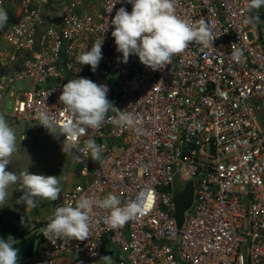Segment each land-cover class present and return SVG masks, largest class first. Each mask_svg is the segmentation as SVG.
I'll return each mask as SVG.
<instances>
[{
	"label": "built area",
	"instance_id": "1",
	"mask_svg": "<svg viewBox=\"0 0 264 264\" xmlns=\"http://www.w3.org/2000/svg\"><path fill=\"white\" fill-rule=\"evenodd\" d=\"M49 3L21 0L19 17L1 30L4 51L23 57L0 78V105L8 95L15 122L45 129L37 111L62 115L63 85L85 77L106 84L114 106L139 119L136 127L106 120L80 138L81 147L89 137L104 146L101 160L77 153L80 163L69 153L83 182L61 191L50 216L82 195L102 199L109 193L123 203L143 193L146 211L109 230L102 221L106 210L94 208L86 240L54 244L43 236L48 218L32 257L19 264H106L102 256L111 257L108 264H264V7L253 29L244 22L256 14L247 11L248 0H175L180 18L204 20L215 39L208 47L190 44L165 69L152 71L136 55L123 63L116 51L111 19L120 7L131 12L127 0L88 7L77 0L56 27L44 24ZM99 36L103 59L93 72L76 57ZM15 82H28L29 90L12 92ZM188 182L193 198L178 228L173 198Z\"/></svg>",
	"mask_w": 264,
	"mask_h": 264
},
{
	"label": "clouds",
	"instance_id": "2",
	"mask_svg": "<svg viewBox=\"0 0 264 264\" xmlns=\"http://www.w3.org/2000/svg\"><path fill=\"white\" fill-rule=\"evenodd\" d=\"M127 3L132 5L131 12L120 7L110 25L114 28L111 35L116 51L122 54L123 63H127L131 55H136L152 71L163 70L171 64L173 56L184 53L190 44L204 47L213 44V27L204 20L190 23L180 18L176 13L175 0H127ZM262 7L264 0H248L247 11L252 13L255 10L256 14L248 16L244 22L253 29L261 23L259 10ZM8 20L7 10L0 6V30L6 27ZM103 43L104 37L99 36L90 50L86 47L77 55V64L88 65L95 72L103 59ZM233 56L240 59L242 51L236 49ZM108 92L106 84H97L85 77L69 79L59 96V103L63 105L62 115L39 110L36 118L54 138L65 137L61 149L63 153L75 154L80 163L82 158L77 153L82 154L83 159L90 154L93 161H100L103 145H98L89 137L80 146V138L89 129L101 128L106 120L122 127H136L139 123L133 113L116 108L108 99ZM16 141L15 129L8 123L6 115L0 113V204L6 201L12 185H18L17 188L22 191L16 203L26 207H39L37 200H57L62 191L59 176L31 174L27 169L19 174L6 170L12 164L13 154L18 151ZM145 199L143 193L140 199L127 203L113 193L102 199L82 195L74 205L66 202L55 207L43 236L52 244L59 239L86 240L94 224V208L106 210L102 221L109 230L123 228L129 221L144 215ZM24 222L22 217L21 223ZM15 244L12 235H8L7 239L0 238V264H19V249ZM100 259L108 264L111 257L102 256Z\"/></svg>",
	"mask_w": 264,
	"mask_h": 264
},
{
	"label": "rangeland",
	"instance_id": "3",
	"mask_svg": "<svg viewBox=\"0 0 264 264\" xmlns=\"http://www.w3.org/2000/svg\"><path fill=\"white\" fill-rule=\"evenodd\" d=\"M26 90H29L28 82H15L11 87L12 92ZM13 104L14 99L6 95L0 105V113L6 115L8 123L15 129L17 137L18 151L13 154L12 164L8 165L6 170L19 174L27 169L31 174L59 176L62 190L82 183L83 179L79 175L77 160L74 156L62 152L58 145L60 137L54 138L47 130L39 128L35 123L15 122L12 118ZM17 187L18 185L9 187L6 201L0 204V214L7 210L12 213L23 214L25 217L28 216L30 221L23 224L14 218H11L10 222L18 229L39 234L41 228L34 230V227L41 224L40 220L47 213L51 201L37 200L39 204L37 208L17 204L16 200L22 195V191Z\"/></svg>",
	"mask_w": 264,
	"mask_h": 264
},
{
	"label": "crops",
	"instance_id": "4",
	"mask_svg": "<svg viewBox=\"0 0 264 264\" xmlns=\"http://www.w3.org/2000/svg\"><path fill=\"white\" fill-rule=\"evenodd\" d=\"M77 0H50L49 5L44 9V24L49 27H56L66 9H73ZM21 0H2L3 6L9 15L7 25L15 22L19 17V3ZM84 7L97 5V0H82ZM5 49V44L1 38L0 30V78L7 76L9 73L17 69L18 62L22 59L23 54L15 53L11 49ZM74 186V185H73ZM72 186V187H73ZM45 216L40 220V223L45 222L51 213V204L49 205ZM23 215V214H21ZM25 216V215H23ZM28 217V216H27ZM31 219V218H30Z\"/></svg>",
	"mask_w": 264,
	"mask_h": 264
},
{
	"label": "trees",
	"instance_id": "5",
	"mask_svg": "<svg viewBox=\"0 0 264 264\" xmlns=\"http://www.w3.org/2000/svg\"><path fill=\"white\" fill-rule=\"evenodd\" d=\"M22 217L25 218V222L30 221L27 217L21 214L12 213L7 210L0 214V238L7 239L8 235H12L15 238L16 244L14 246L19 249V262L29 260L32 257L37 244L42 241L40 233L36 234L35 232L24 231L11 224V218L21 221ZM44 224L45 223L35 225L34 230L36 228H41Z\"/></svg>",
	"mask_w": 264,
	"mask_h": 264
},
{
	"label": "water",
	"instance_id": "6",
	"mask_svg": "<svg viewBox=\"0 0 264 264\" xmlns=\"http://www.w3.org/2000/svg\"><path fill=\"white\" fill-rule=\"evenodd\" d=\"M193 198L192 183L188 182L181 194L174 196V219L178 228L183 223L184 212L190 207Z\"/></svg>",
	"mask_w": 264,
	"mask_h": 264
},
{
	"label": "snow or ice",
	"instance_id": "7",
	"mask_svg": "<svg viewBox=\"0 0 264 264\" xmlns=\"http://www.w3.org/2000/svg\"><path fill=\"white\" fill-rule=\"evenodd\" d=\"M149 198H151V197H149Z\"/></svg>",
	"mask_w": 264,
	"mask_h": 264
}]
</instances>
